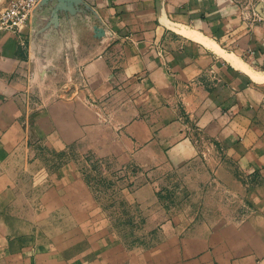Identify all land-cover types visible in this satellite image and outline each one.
<instances>
[{
    "label": "crops",
    "instance_id": "crops-1",
    "mask_svg": "<svg viewBox=\"0 0 264 264\" xmlns=\"http://www.w3.org/2000/svg\"><path fill=\"white\" fill-rule=\"evenodd\" d=\"M250 69L264 72V0H42L21 35L0 30V264H264V79ZM102 130L103 158L139 170L141 211L183 171L222 198L113 242V219L79 214L95 201L72 162L49 171L42 156ZM26 180L79 213L32 214Z\"/></svg>",
    "mask_w": 264,
    "mask_h": 264
},
{
    "label": "rangeland",
    "instance_id": "rangeland-1",
    "mask_svg": "<svg viewBox=\"0 0 264 264\" xmlns=\"http://www.w3.org/2000/svg\"><path fill=\"white\" fill-rule=\"evenodd\" d=\"M106 138L107 133L102 130L89 142L81 143L73 148L69 147L66 151L56 152L48 149L42 156L49 161L42 159L43 162H48L49 171H56L62 164L72 162L74 167L70 170H75L83 178L82 187L87 191L83 196L91 201L93 198L95 201V206L89 207L90 211L78 213L85 217L89 214L91 219L96 220L113 219L114 226L109 228L113 242L119 240L126 246H130L137 236L144 233L146 235L151 230L149 227L136 226V219H167L170 217L178 220L184 217L190 221L201 214V209L207 204L209 198L212 197L213 201H216V192L220 194L219 198H222V185L215 179L208 182L209 186L206 187V182L201 180L200 176H195L196 179H194L193 174L189 176V172L183 171L177 172V178L159 191L161 194L155 203L160 209L158 212L148 214V212L141 211V203L137 204L130 196V191L135 188L134 185L141 182L134 179L139 170L129 166L121 167L111 162L110 159H104L103 149L99 148V143L104 142ZM214 155L216 154L211 153V156ZM38 168L33 165L29 168L23 167L22 170H25V173H31ZM28 182L29 180H26L23 184L28 193L27 198L31 199L28 205L32 214H38L39 218L48 221L52 219L69 220L71 215L78 214L66 209L51 211L53 204H51L50 189L47 190L45 186L39 184L37 187L34 183L33 186H29ZM208 192L211 196L207 195ZM225 199L229 198L225 197ZM47 229L50 231L53 228L49 226Z\"/></svg>",
    "mask_w": 264,
    "mask_h": 264
},
{
    "label": "built area",
    "instance_id": "built-area-1",
    "mask_svg": "<svg viewBox=\"0 0 264 264\" xmlns=\"http://www.w3.org/2000/svg\"><path fill=\"white\" fill-rule=\"evenodd\" d=\"M41 1L10 0L5 7L0 9V30L10 31L18 36L21 35L33 10Z\"/></svg>",
    "mask_w": 264,
    "mask_h": 264
},
{
    "label": "bare ground",
    "instance_id": "bare-ground-1",
    "mask_svg": "<svg viewBox=\"0 0 264 264\" xmlns=\"http://www.w3.org/2000/svg\"><path fill=\"white\" fill-rule=\"evenodd\" d=\"M188 28H189V27H188ZM183 29H185L186 32L189 31V32H187V33H190V34H192V35H195V36L201 37V33H200V32L193 31V30H186L185 27H184ZM206 39H208V38H206ZM209 41H212V40L209 39ZM213 43H214V42H213ZM241 63H242V62H241ZM243 65H245V64H243ZM250 71H251L252 75H253L255 78H257V79H259V80L264 79V72L257 71V70H253V69H250Z\"/></svg>",
    "mask_w": 264,
    "mask_h": 264
}]
</instances>
